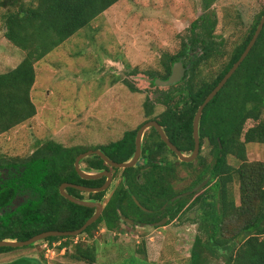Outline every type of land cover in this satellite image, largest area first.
<instances>
[{
  "label": "trees",
  "instance_id": "obj_1",
  "mask_svg": "<svg viewBox=\"0 0 264 264\" xmlns=\"http://www.w3.org/2000/svg\"><path fill=\"white\" fill-rule=\"evenodd\" d=\"M118 1L0 0V6L5 9L2 14L4 36L23 52V58L16 67L0 73V134L37 114L31 98L37 76L36 63ZM212 1L203 0L204 4ZM255 7L251 20L242 21L243 25L248 24L246 35L214 78L202 75L201 70L205 61L214 55L222 57L224 54L223 42H218L214 34L218 17L211 12L202 13L193 22L192 31L196 32V36L185 41L179 52L164 54L161 59L162 71L147 70L153 84L156 78L167 79L173 64L189 54L191 49L199 47L202 51L194 60H190L192 66L182 81L171 86V91L163 92L159 100L166 108L154 117L170 140L184 153L192 151L195 145L193 121L199 106L240 58L257 29L264 14V5L257 3ZM197 29L200 31L197 32ZM138 71L139 68H136L132 73ZM124 82L131 90L139 91L130 81ZM145 110L147 117L152 116L154 105L146 102ZM263 113L264 26L238 69L204 108L200 135L207 136L214 146L210 153H200L196 158L200 167L196 169L191 185L183 190H175L172 181L176 178L175 166H172L173 162L167 154L176 156V153L158 136L156 144L148 141L144 148V155L149 158L152 167L146 172L142 188H135L139 167L122 168L128 187L120 184L100 218L82 234L92 237L94 231L103 226L109 231H118L121 215L130 216L127 206L137 207L133 193L146 206L145 201L152 198L154 207L148 206L153 208L168 202L166 209L160 213H172V218L184 208L192 209L199 204L202 211L201 232L192 243L190 264H210L219 258H223L225 264H264V161H250L247 153L248 143H264ZM249 119L255 124L245 129ZM136 131L137 128L126 131L120 140L109 145L114 160H130L135 151ZM163 149L167 150V154L162 153ZM82 152L79 147H66L51 140L39 144L27 156H0V240H26L48 230H76L94 214L95 208L76 204L60 192L64 182L85 186H100L104 182V177L87 180L78 174L75 160ZM228 156L238 159L240 164L234 166L229 163ZM82 162H87V169L83 170L90 172L109 168L97 154L84 158ZM179 162L188 166L193 163ZM207 178L209 181L202 190L171 201L175 195L192 190ZM235 182L239 187V202L232 191ZM66 191L85 199L77 188L68 187ZM105 193H90V199H101ZM144 215L151 218L144 220L155 219V214L144 212ZM75 237L50 236L45 240L65 241L60 249L65 248L63 255L70 263L95 264L98 260L95 243L76 241L70 250L71 240ZM17 248L4 246L0 247V252ZM3 264L39 262L36 259L18 258Z\"/></svg>",
  "mask_w": 264,
  "mask_h": 264
},
{
  "label": "rangeland",
  "instance_id": "obj_2",
  "mask_svg": "<svg viewBox=\"0 0 264 264\" xmlns=\"http://www.w3.org/2000/svg\"><path fill=\"white\" fill-rule=\"evenodd\" d=\"M257 3L264 5V0H213L206 4L203 0L118 1L36 63L37 83L31 98L37 114L0 134V156H27L39 144L51 140L66 147H79L84 152L100 147L112 154L108 144L146 120V102L154 105L152 116H158L166 108L159 98L176 84H152L147 70L162 71L164 54H176L185 41L196 36L192 31L193 22L204 12L218 17L214 34L218 42H223L224 54L222 57L214 55L201 65L202 75L212 79L246 35L248 24L243 25L242 21L251 20ZM4 10L0 6V73L9 70L20 55L23 57V52L4 36ZM191 59L195 57L190 52L184 56L188 65ZM136 68L139 71L132 73ZM124 80L133 83L139 91L131 90ZM253 124L255 121L249 119L245 129ZM210 152L205 150L202 154ZM247 153L250 161H264V143H248ZM167 156L175 165L176 178L172 180L175 190L188 188L200 163L195 160L188 166L173 154ZM228 161L234 166L240 164L233 156H228ZM80 164L82 169H87V162ZM122 171H117V181ZM116 179L105 199L110 196ZM232 191L239 202L237 182L232 185ZM83 196L89 197L87 193ZM191 212L197 214L194 209H187L167 227L131 226L120 222L117 233L99 227L92 237L77 235L69 247L71 250L80 240L95 243L98 257L95 264H190L192 243L201 232L199 223H195L198 220L187 219ZM63 242L40 240L0 252V264L18 258L36 259L39 264H75L65 259V248L60 249ZM210 264L225 263L219 258Z\"/></svg>",
  "mask_w": 264,
  "mask_h": 264
},
{
  "label": "water",
  "instance_id": "obj_3",
  "mask_svg": "<svg viewBox=\"0 0 264 264\" xmlns=\"http://www.w3.org/2000/svg\"><path fill=\"white\" fill-rule=\"evenodd\" d=\"M263 26H264V14H263L258 26H257V29L255 30L253 37L251 38V40L248 43L247 47L245 48L244 52L241 54L240 58L234 63V65L231 67V69L225 74V76L221 79V81L217 84V86L209 93V95L206 97L204 102L199 106V108L195 114L194 121H193V135H194V139H195V148L191 152V154H186V153L182 152L180 149H178V147H176V145H174L171 142V140L168 138L163 127L155 120L145 123L139 129L138 135H137V141H136V150H135L134 155H133L131 160H128L125 162L114 161V160L110 159L106 155V153L104 151H102L101 149H93V150H88V151L82 152L76 157V160H75V168H76L78 174L82 178L88 179V180L99 179L103 176H107L108 177L107 181L100 187H87V186L75 184L72 182H64L60 186V192L63 196H65L67 199H69L70 201H72L76 204L96 208V213L93 214L80 228H78L76 230H48V231H44V232H41L39 234H36V235L32 236L31 238L26 239V240L4 239V240H0V247H4V246L22 247V246L30 245V244L35 243V242L40 241V240H45L46 238H48L50 236H77V235H80L81 233H83L84 230H86V228L88 226L93 224L99 218V216L102 212V209H103V204L99 201L77 198L76 196L68 193L66 191V189L68 187H74V188H77L79 190L86 191V192L104 191L108 188L110 182L112 181V173L108 170H101V171H97V172L84 171L81 168V164H80L81 160L84 159L85 157L90 156V155L97 154L110 166L117 167V168L132 167L137 163V161L139 159V156L141 153V136H142L143 131L148 127H155L158 130L162 140L174 152H176V154L178 155V157L181 161L191 162V161L195 160L199 154V147H200L199 128H200V120H201V116L203 114L204 108L215 97V95L222 89V87L226 84L228 79L234 74V72L238 69V67L240 66L242 61L246 58V56L250 52L251 48L255 44L259 34L261 33ZM190 67H191L190 64L185 66L183 63V60L180 59L173 64L172 72L167 79L156 78L154 80L153 84L160 85V86L175 85V84L182 81L183 77L185 76L186 71L189 70ZM208 181H209V178L205 179L203 182H201L200 184L195 186L192 190H188V191H185L183 193L175 195L171 199V201H175L179 198L185 197V196L191 194L192 192H198L199 190H201L202 188H204L207 185ZM123 218H124V220L133 223V220H131L129 218H127V217H123ZM164 223H165V221H162L159 224H164ZM142 226H146V224H142ZM151 226H154V225H151Z\"/></svg>",
  "mask_w": 264,
  "mask_h": 264
},
{
  "label": "flooded vegetation",
  "instance_id": "obj_4",
  "mask_svg": "<svg viewBox=\"0 0 264 264\" xmlns=\"http://www.w3.org/2000/svg\"><path fill=\"white\" fill-rule=\"evenodd\" d=\"M198 50L199 51H201L200 50V48L199 47H197V48H195L194 50H190L189 52L193 55V57H195V56H199L201 53H202V51L201 52H198ZM185 56V55H184ZM184 56L181 58L182 60H183V63H184V65L185 66H187L188 65V63H186L185 61H184ZM172 72V71H171ZM171 74V73H170ZM186 74V73H185ZM170 76V75H169ZM184 78V77H183ZM178 84V83H177ZM154 117H156V116H149V117H147L146 116V120L144 119L139 125H138V127H137V131H136V135H135V150H136V141H137V135H138V131H139V129L145 124V123H147V122H149V121H153V120H155V121H157L158 123H159V121H158V119H155ZM148 118V119H147ZM160 124V123H159ZM161 125V124H160ZM153 128H154V130H153ZM165 131V130H164ZM165 133H166V131H165ZM166 135L168 136V134L166 133ZM158 136L161 138V136H160V134H159V132H158V130L155 128V127H148V128H146L144 131H143V133H142V136H141V153H140V156H139V159H138V161H137V163L134 165L135 167L137 166V167H139V169H140V172H139V174H137V176L135 177L136 178V183H135V188L137 189V190H139V189H141L142 188V185L144 184V182H145V178H146V172L148 171V169H150L151 167H152V165L150 164V161H149V158H147V157H145V155H144V148H145V145H146V142H148V141H150V142H154L155 144L159 141V138H158ZM193 137H194V135H193ZM199 137H200V147H199V154L200 153H202L203 151H205V150H209V151H211L212 150V146H214V144H213V142L207 137V136H203V137H201V135H200V130H199ZM122 138V137H121ZM169 138V137H168ZM162 139V138H161ZM170 139V138H169ZM120 140V139H119ZM118 141V140H117ZM194 141H195V139H194ZM115 142V141H114ZM172 142V141H171ZM111 143H113V142H111ZM110 143V144H111ZM173 143V142H172ZM110 144H108V146L107 147H109V145ZM174 144V143H173ZM175 145V144H174ZM168 146V145H167ZM177 147V146H176ZM168 148L169 149H171L169 146H168ZM194 148H195V145H194ZM194 148H193V150H194ZM97 149V148H96ZM179 149V148H178ZM172 150V149H171ZM192 150V151H193ZM173 151V150H172ZM192 151H190L189 153L188 152H185L186 154H191V152ZM113 152V151H112ZM135 152V151H134ZM166 152H167V150H162V153L164 154H166ZM174 152V151H173ZM176 153V152H175ZM198 154V155H199ZM106 155L110 158V159H112V160H114L113 158H112V156H113V153L112 154H108L107 152H106ZM133 155H134V153H133ZM133 155H132V157H133ZM172 155V154H171ZM174 156V155H173ZM132 157L130 158V160L132 159ZM161 157V156H160ZM174 157H177L178 159H179V157H178V155L176 154V156H174ZM198 157V156H197ZM86 158V157H85ZM83 160V159H82ZM81 160V161H82ZM180 160V159H179ZM196 160V159H195ZM195 160H193V161H195ZM114 161H116V160H114ZM154 161V160H153ZM156 161V160H155ZM193 161H191V162H193ZM118 162V161H117ZM182 162H184V161H182ZM106 163V162H105ZM107 164V163H106ZM134 166H132V167H134ZM172 166H175L174 164H172ZM120 169H122V168H117V167H113V166H110L109 165V168L108 169H105V170H108V171H110L111 173H112V181L110 182V184H109V186H108V188L106 189V190H104L106 193L104 194V196L101 198V199H90V193H97V192H86V191H82V190H80L81 191V193H82V195L84 194V193H87L88 195H89V197H87V198H85V199H87V200H93V201H99V202H101L102 204H103V209H102V212H103V210H104V208H105V206L107 205V203H108V201L111 199V197L113 196V194L115 193V191L117 190V188L120 186V184H124L125 185V187H128L127 185H126V182H127V180H126V178H125V174H124V172L122 171L121 172V177H120V179H119V181H117V179H116V173H117V171H119ZM86 171V170H85ZM101 171V170H100ZM88 172H90V171H88ZM97 172V171H96ZM104 178H105V180H104V182L100 185V186H102L106 181H107V179H108V177L107 176H103ZM103 177H101V178H103ZM100 179V178H99ZM116 179V181L117 182H115V186H114V188H113V190H112V192H111V194H110V196L107 198V199H105L106 198V196H107V193L109 192L108 190L111 188V186H112V184L114 183V180ZM88 180V179H87ZM94 180V179H93ZM126 180V181H125ZM76 184V183H75ZM85 186V185H84ZM100 186H87V187H100ZM203 189V188H202ZM201 189V190H202ZM111 190V189H110ZM188 191V190H187ZM99 192H102V191H99ZM185 192V191H184ZM181 193H183V192H181ZM180 194V193H179ZM132 197H133V200L135 201V203H136V206L137 207H135V206H127V213L128 214H130V216H126V215H121V222H124L125 224H128V225H131V226H142V224H146V226H150V225H154V226H156V227H167V226H169V225H172V224H174L176 221H177V219L181 216V215H183L186 211H187V209H183L182 211H180V212H178L177 213V215H175V217L174 218H172V213H167V214H161L160 212H162V211H164L165 209H166V206L168 205V202H165V204L164 205H162V206H160L159 208L158 207H155V208H153L154 207V202L152 201V198H149L148 200H146L145 202L147 203V206L146 205H143L139 200H138V198L132 193ZM173 198V197H172ZM171 198V199H172ZM193 200V199H192ZM152 202V203H151ZM156 202H157V200H156ZM148 205H151V206H153V207H150V206H148ZM199 204H196V205H194L193 207H192V209H194V211H196L197 212V214H195L194 212H191L189 215H188V217H187V219L189 220V221H191V220H193V221H195V220H198V221H196L195 223H199V228L198 229H200V224H201V215H202V211H201V209L199 208V206H198ZM141 210H143V211H141ZM189 210H191V209H189ZM102 212H101V214H100V216L102 215ZM144 212H147V213H151V214H155V219L154 220H144L146 217H147V219H151L150 217H148V216H145L144 215ZM96 213V208H95V211H94V214ZM139 214H142V215H140V216H137V215H139ZM195 214V215H194ZM158 215V216H157ZM100 216H99V218H100ZM157 216V217H156ZM123 217H127V218H129V219H131V220H133V223L132 222H128V221H126V220H124V218ZM98 218V219H99ZM97 219V220H98ZM96 220V221H97ZM162 221H165V223L164 224H159L160 222H162ZM104 228H105V230H107V231H109L105 226H103Z\"/></svg>",
  "mask_w": 264,
  "mask_h": 264
},
{
  "label": "crops",
  "instance_id": "obj_5",
  "mask_svg": "<svg viewBox=\"0 0 264 264\" xmlns=\"http://www.w3.org/2000/svg\"><path fill=\"white\" fill-rule=\"evenodd\" d=\"M7 46L12 47L11 45H7ZM12 48H13V47H12ZM16 51H17V50H16ZM22 58H23V57H21V55H20L18 61H17V62L11 67V68H9V70H10V69H13L14 67H16V66L19 64V62L22 60ZM9 70H7V71H9ZM7 71H6V72H7ZM0 72H1V71H0ZM2 73H4V72H2ZM36 77H37V76H36ZM36 83H37V81H36ZM35 87H36V84H34V86H33V88H32V92H31V93H32V97L34 96V93H35V92H34ZM35 91H36V90H35Z\"/></svg>",
  "mask_w": 264,
  "mask_h": 264
}]
</instances>
